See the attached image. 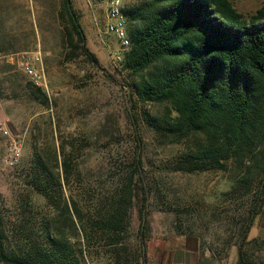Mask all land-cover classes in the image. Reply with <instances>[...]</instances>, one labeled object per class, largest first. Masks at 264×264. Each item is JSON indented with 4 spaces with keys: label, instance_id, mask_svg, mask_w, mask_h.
I'll return each instance as SVG.
<instances>
[{
    "label": "rangeland",
    "instance_id": "1",
    "mask_svg": "<svg viewBox=\"0 0 264 264\" xmlns=\"http://www.w3.org/2000/svg\"><path fill=\"white\" fill-rule=\"evenodd\" d=\"M231 1L243 15L264 6V0ZM41 2L53 9L59 0ZM137 2L125 0L126 5ZM72 3L86 46L97 57L100 69L67 41H60L57 23L48 28L50 11L32 0H1L11 30L8 41L0 38V218L5 235L16 244L27 234L41 242L44 229L52 227L64 202L75 200L82 211L94 209L102 194L113 192L118 182L129 177L133 166V118L150 192L142 222L146 219L149 225L148 263L235 264L237 229L253 200L256 179L241 172L231 160L223 169L190 172L188 158L202 139L191 137L173 144L147 126L146 117L167 115L169 105L144 102L138 95L131 98L129 87L135 77L123 71L121 62L112 56L119 45L105 33L102 0ZM35 17L41 19L40 27L35 26ZM26 21L35 27L34 32L25 26ZM37 51L46 82V88L40 89L48 96L47 105L28 95L32 84L9 59ZM11 140L21 146L20 160L13 168L3 163ZM38 160L52 181L61 183V192L60 186L55 188L62 195L54 204L30 184L31 166H37ZM139 224L133 210L125 242L109 247L92 239L84 245L87 264H110L107 251L123 247L136 255ZM263 228L264 209L248 239L257 237ZM79 242L82 244L74 239L73 247L78 248ZM247 252L256 264H264V247L249 246Z\"/></svg>",
    "mask_w": 264,
    "mask_h": 264
},
{
    "label": "trees",
    "instance_id": "2",
    "mask_svg": "<svg viewBox=\"0 0 264 264\" xmlns=\"http://www.w3.org/2000/svg\"><path fill=\"white\" fill-rule=\"evenodd\" d=\"M32 1L50 11L48 28L58 24L60 41H67L100 69L97 57L86 46L72 0H59L53 9L42 0ZM2 11L0 0V38L8 41L9 18ZM122 11L130 45L121 66L135 77L129 87L131 98L138 95L144 102L165 103L170 108L165 116L146 117L147 126L173 144L191 137L202 139L188 158L190 172L223 169L231 160L241 172L256 179L253 200L237 229L235 263L256 264L247 247H264V237L248 239L264 209V6L243 15L231 0H138ZM40 21L35 17L36 27ZM25 26L34 32L31 23L26 21ZM28 95L48 104L47 94L38 87L31 85ZM131 125L136 154L129 177L118 182L113 192L102 194L94 209L82 211L75 200L64 202L52 227L44 229L41 242L29 234L17 244L11 242L0 218V264H87L84 245L92 239L109 247L125 242L133 210L140 221L138 253L131 255L128 247H123L107 251L108 259L110 264H149L145 250L149 225L146 219L142 222L150 192L133 118ZM64 166L66 172V163ZM31 167L30 184L54 204L62 195L55 188L60 186L61 192L60 181H52L40 160ZM237 184L239 187L242 182ZM74 239L82 240L78 248L73 247Z\"/></svg>",
    "mask_w": 264,
    "mask_h": 264
},
{
    "label": "built area",
    "instance_id": "3",
    "mask_svg": "<svg viewBox=\"0 0 264 264\" xmlns=\"http://www.w3.org/2000/svg\"><path fill=\"white\" fill-rule=\"evenodd\" d=\"M102 5L106 15L105 33L111 36L119 45V50L114 51L112 56L117 63H120L124 51L130 45L126 31L127 19L122 11L126 3L125 0H102ZM9 59L15 63L16 67L23 72L33 86L46 88L39 51L19 54L16 55L15 59L11 56ZM2 133L8 135L6 129H2ZM20 157L21 146L14 140L9 141L3 163L9 168H13L18 164Z\"/></svg>",
    "mask_w": 264,
    "mask_h": 264
},
{
    "label": "crops",
    "instance_id": "4",
    "mask_svg": "<svg viewBox=\"0 0 264 264\" xmlns=\"http://www.w3.org/2000/svg\"><path fill=\"white\" fill-rule=\"evenodd\" d=\"M259 232H260V231H259ZM256 236L259 237V238H263V237H264V228H263V229L261 230V232L258 233Z\"/></svg>",
    "mask_w": 264,
    "mask_h": 264
}]
</instances>
